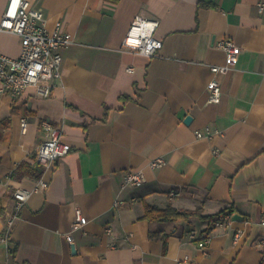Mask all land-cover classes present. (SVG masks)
I'll return each instance as SVG.
<instances>
[{"label": "crops", "instance_id": "0c3cea01", "mask_svg": "<svg viewBox=\"0 0 264 264\" xmlns=\"http://www.w3.org/2000/svg\"><path fill=\"white\" fill-rule=\"evenodd\" d=\"M260 1L30 0L49 30L60 23L73 40L61 48L50 96L32 86L18 97L0 93V264H264ZM7 3L0 0V22ZM138 15L159 21L163 46L152 56L124 46ZM227 36L241 48L238 61L214 74L226 61L217 43ZM0 52L18 57L21 38L1 31ZM212 78L221 82L219 103L208 98ZM44 119L72 150L43 170L48 187L30 192L6 236L15 191L38 179L12 174L21 162L37 164ZM157 158L164 163L154 167ZM129 169L142 171L145 183L125 185ZM117 198L125 204L115 207ZM146 205L231 211L213 227L199 216L149 221ZM77 209L87 221L74 229Z\"/></svg>", "mask_w": 264, "mask_h": 264}, {"label": "built area", "instance_id": "2783aa9c", "mask_svg": "<svg viewBox=\"0 0 264 264\" xmlns=\"http://www.w3.org/2000/svg\"><path fill=\"white\" fill-rule=\"evenodd\" d=\"M259 10H264V2L258 3ZM45 14L42 10L32 7L30 0H8L2 20L0 32L7 31L21 38V53L18 57H11L0 52V93H8L13 97L24 94L30 86L34 87L37 94L48 97L52 94L57 80L61 77L63 55L61 48L72 42V35L65 30L60 23L54 30H49L45 25ZM159 26L157 19L138 15L133 20L124 40V46L139 54L152 56L163 46V40L156 36ZM218 46L225 52L224 64L211 67L214 74L226 73L232 69L239 58L240 46L231 37H224L218 41ZM209 101L219 103L222 97V86L220 80L212 78L207 85ZM28 121L22 118L21 127L25 131ZM42 126L46 130L47 137L42 140L36 150V163L44 170L49 168L56 160L66 156L71 146L63 140L62 130L54 126L49 120L44 119ZM198 137L211 136L207 132H196ZM164 163L163 158H157L152 162L154 167ZM125 185L141 186L146 177L140 170L129 169L124 177ZM48 180L41 175L33 189L19 188L14 196L17 200V211L10 215L6 222L5 235H10L12 228L18 219V210L27 200L32 190L48 187ZM174 194V193H172ZM123 199L117 198L114 206L124 205ZM229 214L225 213L217 217L212 226H222L229 221ZM86 219L80 209L76 210L74 229L81 228L86 224ZM264 224V220H263ZM107 233L112 234L113 228L106 227ZM193 237L196 235L193 234ZM211 240L210 232H206L199 241L204 247ZM258 245L264 252V237L258 241Z\"/></svg>", "mask_w": 264, "mask_h": 264}, {"label": "trees", "instance_id": "16d2710c", "mask_svg": "<svg viewBox=\"0 0 264 264\" xmlns=\"http://www.w3.org/2000/svg\"><path fill=\"white\" fill-rule=\"evenodd\" d=\"M36 158L35 156H33ZM44 168L40 164H31L29 162H21L16 170L13 172L12 177L20 180L25 176L39 178L43 173ZM231 211L230 207H227L215 214H203L202 207L196 209H177L176 207L169 205L167 207H158L154 205H146L143 218L149 221H175L178 219H189L192 216H199L202 219H208L213 222L217 217L222 214Z\"/></svg>", "mask_w": 264, "mask_h": 264}, {"label": "water", "instance_id": "95a60500", "mask_svg": "<svg viewBox=\"0 0 264 264\" xmlns=\"http://www.w3.org/2000/svg\"><path fill=\"white\" fill-rule=\"evenodd\" d=\"M190 120H191V116H187V117H186V121L189 122ZM72 247H73V249L75 250V246L72 245Z\"/></svg>", "mask_w": 264, "mask_h": 264}]
</instances>
